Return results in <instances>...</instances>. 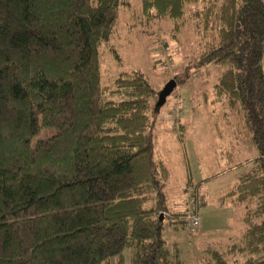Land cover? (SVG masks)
Here are the masks:
<instances>
[{"label": "trees", "instance_id": "trees-1", "mask_svg": "<svg viewBox=\"0 0 264 264\" xmlns=\"http://www.w3.org/2000/svg\"><path fill=\"white\" fill-rule=\"evenodd\" d=\"M184 3H201L196 68H222L211 102L241 116L257 151L219 197L243 207L241 236L225 250L264 264V0H139V9L176 20ZM127 4L0 0V264H182L161 234L164 220L183 229L190 213L168 208L167 171L153 159L158 93L138 71L109 91L99 82L98 47ZM205 252V264H235Z\"/></svg>", "mask_w": 264, "mask_h": 264}, {"label": "rangeland", "instance_id": "rangeland-1", "mask_svg": "<svg viewBox=\"0 0 264 264\" xmlns=\"http://www.w3.org/2000/svg\"><path fill=\"white\" fill-rule=\"evenodd\" d=\"M127 2L116 7L111 34L98 47L100 85L112 90L117 75L138 71L159 94L174 74L184 80L151 110L153 159L167 171L163 190L168 208L196 214L198 225L188 232L164 220L165 246L182 264H205L207 248L225 251L227 262L241 264L245 256L225 248L241 236L243 207L219 197L249 169L257 151L241 116L211 102V86L222 68H196L201 44L193 12L201 3H184L182 16L171 20L143 18L139 0ZM192 204L197 205L193 213Z\"/></svg>", "mask_w": 264, "mask_h": 264}, {"label": "built area", "instance_id": "built-area-1", "mask_svg": "<svg viewBox=\"0 0 264 264\" xmlns=\"http://www.w3.org/2000/svg\"><path fill=\"white\" fill-rule=\"evenodd\" d=\"M198 225V217L196 214H188L185 216L184 228L191 232Z\"/></svg>", "mask_w": 264, "mask_h": 264}, {"label": "water", "instance_id": "water-1", "mask_svg": "<svg viewBox=\"0 0 264 264\" xmlns=\"http://www.w3.org/2000/svg\"><path fill=\"white\" fill-rule=\"evenodd\" d=\"M167 84L168 85L165 86L163 91L158 94V101L156 103L158 105H160L163 102L164 97L171 91V89L174 86V82L173 81H169Z\"/></svg>", "mask_w": 264, "mask_h": 264}]
</instances>
